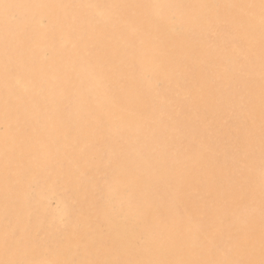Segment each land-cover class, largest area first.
I'll return each mask as SVG.
<instances>
[{
  "label": "snow or ice",
  "instance_id": "snow-or-ice-1",
  "mask_svg": "<svg viewBox=\"0 0 264 264\" xmlns=\"http://www.w3.org/2000/svg\"><path fill=\"white\" fill-rule=\"evenodd\" d=\"M0 264H264V0H0Z\"/></svg>",
  "mask_w": 264,
  "mask_h": 264
},
{
  "label": "rangeland",
  "instance_id": "rangeland-1",
  "mask_svg": "<svg viewBox=\"0 0 264 264\" xmlns=\"http://www.w3.org/2000/svg\"><path fill=\"white\" fill-rule=\"evenodd\" d=\"M214 1V0H213ZM228 2V0H215L214 2ZM45 2H54V3H81V2H86V0H45Z\"/></svg>",
  "mask_w": 264,
  "mask_h": 264
},
{
  "label": "bare ground",
  "instance_id": "bare-ground-1",
  "mask_svg": "<svg viewBox=\"0 0 264 264\" xmlns=\"http://www.w3.org/2000/svg\"><path fill=\"white\" fill-rule=\"evenodd\" d=\"M214 1H215V0H214ZM214 1H213V2H214ZM44 2H45V0H44ZM218 2H219V1H218Z\"/></svg>",
  "mask_w": 264,
  "mask_h": 264
}]
</instances>
